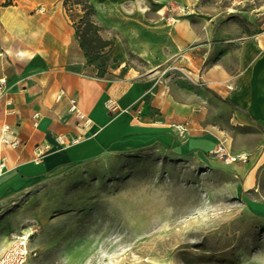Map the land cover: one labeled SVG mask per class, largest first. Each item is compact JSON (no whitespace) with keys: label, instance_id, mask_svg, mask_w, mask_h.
<instances>
[{"label":"crops","instance_id":"0c3cea01","mask_svg":"<svg viewBox=\"0 0 264 264\" xmlns=\"http://www.w3.org/2000/svg\"><path fill=\"white\" fill-rule=\"evenodd\" d=\"M95 3L99 22L115 31L108 79L97 78L87 63L63 0H0V124L9 128L10 139L21 143L15 149L0 148V160L6 162L0 171V211L20 195L97 156L152 150L197 167L215 168L217 161L207 157L222 145L228 154L245 157L228 163V176L234 181L230 194L239 196L250 213L264 218L262 35L243 43L236 72L214 67L203 77L228 111L230 126L261 137V145L252 151L238 144L237 137L226 135L224 128L207 122L202 105L170 101L159 89L150 96L161 79L152 72L139 73L129 62V55L143 59L150 68L172 61L176 54L179 61L187 60L189 31L175 11L182 8L181 1L174 6L164 2L165 9L176 12L174 16L139 10V0ZM175 18L181 23H173ZM60 89L65 96L57 101ZM69 98L91 119L89 128L81 129L68 113ZM108 99L117 103L118 112L107 111ZM179 125H186L184 134L175 131ZM58 136L80 140L65 146L58 143ZM44 143L50 150L36 161L32 151Z\"/></svg>","mask_w":264,"mask_h":264},{"label":"rangeland","instance_id":"374dc122","mask_svg":"<svg viewBox=\"0 0 264 264\" xmlns=\"http://www.w3.org/2000/svg\"><path fill=\"white\" fill-rule=\"evenodd\" d=\"M180 1L175 11L189 31L187 60L176 54L150 68L129 55V62L161 79L150 96L159 89L170 101L202 105L207 122L254 151L261 137L230 126L203 77L214 67L236 72L243 43L258 34L264 39V0H139L138 9L174 16L164 2ZM90 3L100 36L113 42L115 31L99 22V7ZM81 8L70 13L76 21ZM207 158L217 161L215 168L152 150L85 161L0 211V252L10 232L31 228L27 264H264V218L230 194L228 163Z\"/></svg>","mask_w":264,"mask_h":264},{"label":"built area","instance_id":"2783aa9c","mask_svg":"<svg viewBox=\"0 0 264 264\" xmlns=\"http://www.w3.org/2000/svg\"><path fill=\"white\" fill-rule=\"evenodd\" d=\"M3 80L0 81L2 84ZM228 90H232V86H227ZM65 96V91L60 89L56 95V100L59 101ZM107 111L110 113H116L119 111L117 103L108 99L105 103ZM68 113L74 118L77 125L81 129H87L92 125L91 119L81 111L78 107L77 101L73 98L68 99ZM34 120L38 119L37 115L33 116ZM34 125H36L34 123ZM175 131L179 134H184L187 131L186 125L175 126ZM10 130L6 125L0 124V148L9 147L11 149L17 148L21 143L17 139L9 138ZM80 140V137L71 138L66 140L63 136H58L57 141L61 145H74ZM50 150L49 144L36 145L32 151L34 159L36 161L41 160L46 153ZM215 155L220 158H223L225 163H232L237 160H245L243 155L232 156L225 151V148L222 145L214 151ZM6 168L5 159L0 160V171ZM32 233H27L25 229H20L12 231L9 233L8 246L0 252V264H27L29 257L32 254V249L30 247V239Z\"/></svg>","mask_w":264,"mask_h":264},{"label":"trees","instance_id":"16d2710c","mask_svg":"<svg viewBox=\"0 0 264 264\" xmlns=\"http://www.w3.org/2000/svg\"><path fill=\"white\" fill-rule=\"evenodd\" d=\"M94 2L100 3L103 0H94ZM63 5L74 27L79 47L87 63L95 68L96 77L110 78L109 66L114 62L112 58L114 45L112 41L104 40L100 36L99 28L91 19L94 13L92 3L90 0H63ZM75 5L81 6V10L85 12L77 21L70 14Z\"/></svg>","mask_w":264,"mask_h":264},{"label":"bare ground","instance_id":"6f19581e","mask_svg":"<svg viewBox=\"0 0 264 264\" xmlns=\"http://www.w3.org/2000/svg\"><path fill=\"white\" fill-rule=\"evenodd\" d=\"M27 233H30L31 228H24Z\"/></svg>","mask_w":264,"mask_h":264}]
</instances>
